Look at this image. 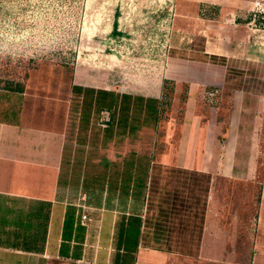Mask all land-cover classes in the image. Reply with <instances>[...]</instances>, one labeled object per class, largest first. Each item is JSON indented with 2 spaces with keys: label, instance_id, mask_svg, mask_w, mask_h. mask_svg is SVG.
Instances as JSON below:
<instances>
[{
  "label": "crops",
  "instance_id": "0c3cea01",
  "mask_svg": "<svg viewBox=\"0 0 264 264\" xmlns=\"http://www.w3.org/2000/svg\"><path fill=\"white\" fill-rule=\"evenodd\" d=\"M190 1L198 10L217 7L218 17L185 13L182 0L173 1L162 82L196 85L199 72L211 67L212 85L240 70L264 81V48L251 45L246 1L231 0L226 15L220 0ZM184 34L199 37L202 47L183 52L203 59L175 57L181 50L171 40ZM187 64L198 72L187 74ZM230 96L225 152L216 142L209 153L162 154L173 184L160 195L156 217L145 216L149 197L139 191L149 192V178L126 191L119 182L127 171L98 188L87 176L72 185L61 169V135L1 119L0 264H264V91L235 88ZM251 192H257L252 207Z\"/></svg>",
  "mask_w": 264,
  "mask_h": 264
},
{
  "label": "rangeland",
  "instance_id": "374dc122",
  "mask_svg": "<svg viewBox=\"0 0 264 264\" xmlns=\"http://www.w3.org/2000/svg\"><path fill=\"white\" fill-rule=\"evenodd\" d=\"M169 1L0 0V120L25 121L61 135V169L72 185L87 176L91 186L98 188L115 176L118 179L125 164L132 162V174L143 183L149 178V192L139 190L149 197L147 217L155 215L160 195H166L173 184V177L162 171L170 167L165 166L169 160L163 162L162 154L209 153L216 142L220 152H225L231 90L264 91V81L255 71V76H246L240 70L234 77L226 72L220 84L212 85L216 73L210 63L211 69L199 72L196 85L162 82L174 4ZM220 1L226 15L231 0ZM244 1L251 45L259 43L262 50L264 0ZM182 4L185 13L218 17L215 6L205 4L198 10L193 1L182 0ZM171 41L181 50L175 57H202L198 52L188 53L192 57L183 52L188 46L199 51V37L184 34ZM196 71L187 64V74ZM73 86L128 96L130 110L117 113L120 125L116 127L108 113L81 108ZM12 88L18 92L9 91ZM135 97L143 99L140 111H133ZM149 169L155 171L148 177ZM96 175L104 176V181ZM236 196L240 199L241 194ZM256 197L257 192L249 194L250 207Z\"/></svg>",
  "mask_w": 264,
  "mask_h": 264
},
{
  "label": "trees",
  "instance_id": "16d2710c",
  "mask_svg": "<svg viewBox=\"0 0 264 264\" xmlns=\"http://www.w3.org/2000/svg\"><path fill=\"white\" fill-rule=\"evenodd\" d=\"M201 8V7H199ZM199 16L204 19L214 20L216 17H206L203 14L199 13ZM3 90H8V88H3ZM72 90L75 94L80 95L81 99V108L84 110H93L94 112H106L109 115V120L111 119L114 122V126L117 127L120 119H115L117 113L129 111L126 103L130 100L128 96H120L113 91L104 90V89H93V88H81L78 86H73ZM9 91L18 92L15 88H12ZM133 111H140L143 99L140 97L132 98ZM120 125V123H119ZM132 168V162H127L125 164L124 171H127L121 177L119 182L120 187L123 191H126L129 187V183H132L133 187H142L144 186L143 182L138 178L137 175H134V178L130 175V169Z\"/></svg>",
  "mask_w": 264,
  "mask_h": 264
}]
</instances>
